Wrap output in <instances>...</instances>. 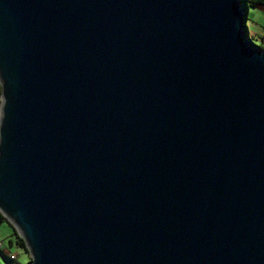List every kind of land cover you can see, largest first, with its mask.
<instances>
[{
  "label": "water",
  "instance_id": "95a60500",
  "mask_svg": "<svg viewBox=\"0 0 264 264\" xmlns=\"http://www.w3.org/2000/svg\"><path fill=\"white\" fill-rule=\"evenodd\" d=\"M246 11L0 0V214L29 264H264Z\"/></svg>",
  "mask_w": 264,
  "mask_h": 264
},
{
  "label": "rangeland",
  "instance_id": "374dc122",
  "mask_svg": "<svg viewBox=\"0 0 264 264\" xmlns=\"http://www.w3.org/2000/svg\"><path fill=\"white\" fill-rule=\"evenodd\" d=\"M246 28L251 42L264 51V6L248 8L246 11ZM13 240L11 229L3 224L0 226V242L2 249L0 250V264H5L8 256L13 254L16 257L15 264H27L29 262V254L17 246L8 247L7 241Z\"/></svg>",
  "mask_w": 264,
  "mask_h": 264
},
{
  "label": "trees",
  "instance_id": "16d2710c",
  "mask_svg": "<svg viewBox=\"0 0 264 264\" xmlns=\"http://www.w3.org/2000/svg\"><path fill=\"white\" fill-rule=\"evenodd\" d=\"M240 4L246 10L248 8H255L257 6H264V0H240ZM245 15H246V12L244 14V17H245ZM245 30L247 31V28H245ZM248 38L251 41L249 36H248ZM252 45L255 46L253 43H252ZM3 224H6L11 229V233H12L13 240L10 239V240L7 241L8 247H12V246L15 245V246H17L18 248L24 250L27 253L28 251L26 249V245H25L24 241L21 238L18 237V235L16 234L15 230L13 229V227L10 226V224L0 214V226L3 225ZM29 262H30V259H29ZM29 262L27 264H29Z\"/></svg>",
  "mask_w": 264,
  "mask_h": 264
},
{
  "label": "built area",
  "instance_id": "2783aa9c",
  "mask_svg": "<svg viewBox=\"0 0 264 264\" xmlns=\"http://www.w3.org/2000/svg\"><path fill=\"white\" fill-rule=\"evenodd\" d=\"M2 249V243L0 242V250ZM16 257L13 254L8 256V260H5V264H13L16 262Z\"/></svg>",
  "mask_w": 264,
  "mask_h": 264
},
{
  "label": "bare ground",
  "instance_id": "6f19581e",
  "mask_svg": "<svg viewBox=\"0 0 264 264\" xmlns=\"http://www.w3.org/2000/svg\"><path fill=\"white\" fill-rule=\"evenodd\" d=\"M13 264H15V263H13Z\"/></svg>",
  "mask_w": 264,
  "mask_h": 264
}]
</instances>
